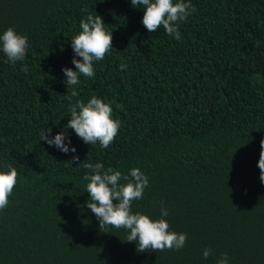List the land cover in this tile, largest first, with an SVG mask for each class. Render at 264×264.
I'll use <instances>...</instances> for the list:
<instances>
[{"label": "trees", "instance_id": "1", "mask_svg": "<svg viewBox=\"0 0 264 264\" xmlns=\"http://www.w3.org/2000/svg\"><path fill=\"white\" fill-rule=\"evenodd\" d=\"M190 3L177 41L162 27L148 32L131 0H0V34L12 27L29 41L15 64L0 51V172H18L0 211V264H217L223 255L264 264V0ZM84 8L102 17L113 50L71 98L61 69L76 70L71 38ZM92 96L121 121L108 148L71 129L75 153L40 141L42 129L64 131L70 99ZM73 155L124 175L140 169L148 186L131 211L186 233L184 247L137 252L124 229H99L86 207L88 170L68 163Z\"/></svg>", "mask_w": 264, "mask_h": 264}, {"label": "clouds", "instance_id": "2", "mask_svg": "<svg viewBox=\"0 0 264 264\" xmlns=\"http://www.w3.org/2000/svg\"><path fill=\"white\" fill-rule=\"evenodd\" d=\"M131 6L133 8L142 6L141 24L148 32H156L162 27L167 35L177 41L181 39L179 25L196 11L190 0L187 3L184 0L175 3L173 0H131ZM82 11L87 15L80 20L81 31L71 38V49L74 53L71 63L76 70L67 67L61 69L66 77L64 83L71 89V98L78 96L75 86L80 84V77H94V63L103 61L105 55L113 50L112 32L106 30L102 17L88 13L87 8ZM28 45V37L18 34L12 27L0 34V51L7 57L9 64L24 60ZM76 57L80 59L77 60ZM126 67L122 64L121 70ZM24 71L27 72V69ZM68 111L70 119L64 126V131L51 138L50 128L42 129L40 134V141L64 154L76 152L75 147H70L71 140L66 135L67 129H71L85 144L99 143L104 149L113 143L121 127V121L112 118L111 102L106 103L96 96H92L87 103L80 99L72 103L70 99ZM260 148L257 167L260 169L259 179L264 184V139L260 141ZM72 162L79 163V157L73 155L68 163ZM79 166L88 170L83 176V180L88 182L86 192L90 197L86 207L96 216L99 229L108 227L124 229L128 233L126 242L135 243L137 252H147L148 249L152 252L176 251L184 247L186 233L170 231L169 224L163 218L152 220L147 215L131 211L132 202L142 200L144 190L148 186V178L140 169L132 168L124 175L111 167L105 169L99 162L82 165L79 163ZM7 169L6 172H0V211L8 206L9 197L17 184V169L11 165H8ZM122 180L124 183H121ZM160 215L161 217L168 215L167 209L163 206ZM211 254L212 250L207 248L202 252L204 259H208ZM217 264H228L227 255H223Z\"/></svg>", "mask_w": 264, "mask_h": 264}]
</instances>
